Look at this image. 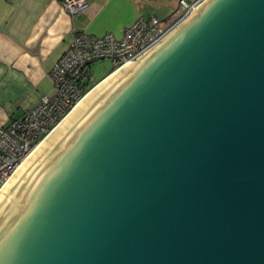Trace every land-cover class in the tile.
<instances>
[{"label": "water", "instance_id": "water-1", "mask_svg": "<svg viewBox=\"0 0 264 264\" xmlns=\"http://www.w3.org/2000/svg\"><path fill=\"white\" fill-rule=\"evenodd\" d=\"M0 264H264V0L105 75L0 189Z\"/></svg>", "mask_w": 264, "mask_h": 264}, {"label": "crops", "instance_id": "crops-1", "mask_svg": "<svg viewBox=\"0 0 264 264\" xmlns=\"http://www.w3.org/2000/svg\"><path fill=\"white\" fill-rule=\"evenodd\" d=\"M72 18L59 0H0V128L51 96V71L77 31L120 37L140 16L171 18L179 0H87Z\"/></svg>", "mask_w": 264, "mask_h": 264}, {"label": "built area", "instance_id": "built-area-1", "mask_svg": "<svg viewBox=\"0 0 264 264\" xmlns=\"http://www.w3.org/2000/svg\"><path fill=\"white\" fill-rule=\"evenodd\" d=\"M74 18L89 5L87 0H59ZM201 0H179L170 22L158 16H140L120 37L112 33L91 35L77 31L72 44L55 63L51 76L53 95H44L38 104L0 128V189L17 167L52 133L74 107L100 82L91 65L110 60L112 71L130 62L159 40Z\"/></svg>", "mask_w": 264, "mask_h": 264}, {"label": "rangeland", "instance_id": "rangeland-1", "mask_svg": "<svg viewBox=\"0 0 264 264\" xmlns=\"http://www.w3.org/2000/svg\"><path fill=\"white\" fill-rule=\"evenodd\" d=\"M171 18L164 19L167 24L170 22ZM112 63L110 60L98 61L91 65V70L94 74L95 81H99L105 75H107L112 70Z\"/></svg>", "mask_w": 264, "mask_h": 264}, {"label": "trees", "instance_id": "trees-1", "mask_svg": "<svg viewBox=\"0 0 264 264\" xmlns=\"http://www.w3.org/2000/svg\"><path fill=\"white\" fill-rule=\"evenodd\" d=\"M111 71H112V70H111ZM111 71H110V72H111ZM110 72H109V73H110ZM101 79H102V78H101Z\"/></svg>", "mask_w": 264, "mask_h": 264}]
</instances>
